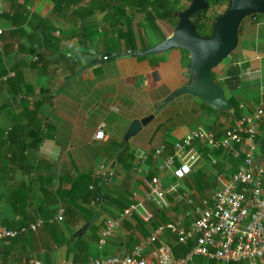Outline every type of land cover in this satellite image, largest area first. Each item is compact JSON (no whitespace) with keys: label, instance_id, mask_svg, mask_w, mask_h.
<instances>
[{"label":"crops","instance_id":"1","mask_svg":"<svg viewBox=\"0 0 264 264\" xmlns=\"http://www.w3.org/2000/svg\"><path fill=\"white\" fill-rule=\"evenodd\" d=\"M132 3L131 6H128L126 0L118 2L113 0H0V29L2 30L0 34V104L12 102L11 109L14 111L13 114L0 113V126L5 125L3 127L10 129L13 123L20 122L22 125H18L16 128L22 127V129L15 130L13 136L18 138L19 134H22L23 139H29L31 135L28 124L33 122L37 124L38 130L40 129L45 135V139L36 147V150L29 148L21 153L23 156L31 150L32 153L39 155L37 158L39 168L36 174L30 167V164L33 165V157L24 160L17 154L21 158L18 157L19 161L17 159L11 163H6L4 157L0 159V171L5 172L4 180L9 182V187L13 189L20 185L21 202L24 203L25 210L29 212L26 214L27 217H32V213L38 212L37 205L43 203V197L47 194L41 189V187L46 188L45 177L48 180L49 175H54V185H60L62 188L69 187V182H59L57 177H62L65 167L69 169L72 164L78 171L97 177L102 175L99 165L106 161L108 164L105 162L106 166L103 171L106 174L109 171L113 174L110 177L106 176L105 182L119 186L125 180L124 174L120 172V164L117 160L115 161V154L118 145L122 141H126L124 137L117 138L125 136L127 130L124 133L122 131L119 137L114 136L108 130L110 122L107 123L95 117L96 109L100 106L98 102H77V96L78 98L84 96L79 94L75 86L78 81L88 83L92 79L96 83L101 82L110 88H115L117 93H122L126 88L135 85V78L138 76L143 78V86L149 88L146 97L151 103V107L145 108L138 114L130 112L122 116V119H129L132 122L134 119L153 114V118L147 123L152 122L153 126L140 135V131L147 124L142 126L132 136L140 135L138 139L130 137L127 140V149L134 155L133 167L136 165L135 155L139 149H149L151 153H154L157 148H161L160 157H164L172 149L171 144L180 140L190 129L209 130L203 123L204 119L201 120L204 113L199 102H193L196 104L195 106L191 105L192 102H181L177 105L168 104V102H161L165 100V95H159L163 86L171 88L168 85V80L173 76L178 77L180 83L177 86L188 82V56L187 65L181 62L182 55L175 56L176 64L180 63V67L176 69L170 68L169 60L158 64L155 58L114 57L111 59H115V72L112 74L110 70L99 75V78L94 77L93 72H98L99 65L109 61L108 59L100 60L101 55L134 50L127 46V42L123 40L118 43L119 45L110 47V50L106 47L105 41L100 44L101 48H97L102 40L101 34L106 37L111 36L109 28H112L113 24L119 26V22L116 23L115 18H107L108 11H125L127 17L123 18V26H130L135 35H137L139 26L147 25L144 14L138 12L140 7L135 3V0ZM93 27L99 28V32L95 38L92 37L89 41L87 35ZM238 35V50L232 53L229 59L218 68L216 78L223 83L222 87L226 96L235 100L242 116H249L257 109L264 94V16L244 20ZM113 36H116V33H113ZM91 48L95 50V54L89 53ZM172 52L174 53L173 49L169 53ZM105 68L108 67L104 66ZM79 73H84V76H79ZM93 92L84 91L81 93L91 96ZM116 100H118V96H116ZM114 103H118L123 109L126 107L122 100ZM32 110L33 112H31ZM112 110L118 111L117 108H112ZM21 112L23 115H19V119L16 116ZM87 116L90 120L86 122ZM100 123H103L107 134L105 141L94 138V133ZM218 123L223 125L220 137L222 138L224 130L232 122L226 115H220ZM183 126L187 127L183 129ZM258 129V141H256L254 155L257 160L261 161L264 159V116L259 121ZM215 131L212 132L217 137L218 131ZM246 144V142L233 144L228 149L230 152L224 149L219 156H214V149H208L204 144L198 142L196 146L202 153V160L193 167L192 172L186 178L179 182V193L167 192L173 182L168 183L169 178L166 176L171 173L169 171L160 172L156 167L159 158L152 156L149 157L144 167L146 173L136 172L133 167L130 169L132 179L128 188L132 192L133 198L137 199V203L143 205L148 219H150L155 203L145 200V191L150 190L146 176L151 173V176H160L161 196L164 206H168L170 211V220L180 218L186 209H192V206L187 203L188 199H193L198 204V198L204 196V194L198 193L192 184L191 186L185 183V180L190 182L191 175L199 172L205 173L208 179L215 176L217 180L215 189L206 192L209 195L214 193L228 183L233 172L243 163L235 162V158L239 151L243 152L245 156ZM9 154L10 152H8V156ZM209 158L212 164L208 163L207 159ZM37 175H39L38 181L41 182L35 184L33 182ZM24 183L27 184L23 185ZM32 187L34 190L29 191ZM47 188L50 190L51 186L48 185ZM241 188L242 186H238V189ZM1 190H3L2 183H0V208H5L10 200L5 198ZM179 194L183 198L179 197ZM60 205V202L57 206L54 202H50L53 215L49 218V222H60L56 219L57 209ZM90 206L94 207V204L91 202ZM100 212V217L94 223L98 227L97 233L104 225L105 219L110 217L104 212ZM5 213L6 216L12 217L14 210L9 209ZM36 214L38 216L35 219H41L43 224L45 215ZM2 217L0 210V221ZM190 220V217L184 218L186 226ZM83 224V221L80 220L70 225L69 230H75L76 233ZM134 226L132 216L124 218L121 226L107 238L103 246H99L98 242H95V245L90 249L92 253L89 259L123 255L128 251L130 253V249L133 247L127 242V237L135 231ZM1 227L4 226L0 223ZM135 233L139 239L143 237L137 231ZM173 240L171 235L164 237V241L167 243H171ZM64 252V248L58 250L50 262L41 258L37 259L47 263L59 260L78 262L74 261L71 255L63 258ZM200 258L204 259L202 264H222L213 259ZM212 260L214 262L210 263ZM194 262L193 264H197ZM258 264H262V262Z\"/></svg>","mask_w":264,"mask_h":264},{"label":"trees","instance_id":"2","mask_svg":"<svg viewBox=\"0 0 264 264\" xmlns=\"http://www.w3.org/2000/svg\"><path fill=\"white\" fill-rule=\"evenodd\" d=\"M113 1L118 2L119 0ZM132 1L133 0H126V4L131 6L133 4ZM190 1L191 0H135V3L140 7L138 12L144 14V19L147 25L159 33V24L162 22L169 25L171 30L174 28L178 21V18L174 13L185 9ZM206 2L208 3L206 9L196 11L189 16V20L195 25L196 33L201 37H211L213 35L215 20L226 12L230 3L229 0H206ZM224 2H226V5L223 8ZM178 4H181V6L177 7ZM107 16L111 19L115 18L116 23L117 21L119 22V26L113 24L112 28H109L112 35L113 33H116L115 42H121L123 40L130 45V48L137 49L133 45L134 39L136 38L133 29L130 26H123V18L127 17L125 11H108ZM258 16H264V14L255 13L251 16L245 17L242 22L246 19ZM241 24L239 26V31L241 29ZM162 26L167 28L165 24ZM98 32L99 28L93 27L88 35L85 32L84 34L87 35V38L90 41L92 37L95 38L97 36ZM164 38L165 37H163V39ZM105 45L110 50V45L108 43H105ZM182 51L188 55L185 50ZM211 77L215 82L222 86L223 83L215 77L213 71H211ZM228 100L234 108V112L232 114L228 111L214 110L200 99V108L204 113L201 120L204 119L203 123L207 129L214 132L217 130V137L219 138L223 132V130H221L223 125L218 123L220 115H226L232 124L242 116L235 100L232 97H229ZM11 106L12 102H3L0 104V113L13 114L14 111L11 109ZM33 110L36 109L33 108ZM33 110L31 112H33ZM19 115H23V113H17L16 117L20 119ZM18 125L22 124L20 122H15L12 124L10 129L3 127L5 125L0 126V159L4 157L6 163H11L13 161H17L20 156L23 157L24 160L33 157V165L30 164V167L33 169V173L36 174L39 168V163H37L39 155H36L34 152L32 153L31 150H36V147H38L40 143H42L43 139H45V135H43L40 129L38 130L37 124L30 122L28 124V127H30L29 134L31 135L29 139H23L22 134H19L18 138H16L13 136L14 131H20L22 129V127L16 128ZM23 125L27 126L26 124ZM256 141H258V136ZM171 145L172 149L168 151V153H172L173 151L174 143ZM127 146L128 141H122V143L118 145L115 154V161L117 160L120 164V172L124 174L125 178L124 182L119 186L112 183H106V176L103 174L98 175L97 177H92L90 173L80 172L74 164L70 165L69 169L65 167L62 177H57L59 182H69V187L62 188L60 185H54V175H49L50 178L48 180L45 177L44 184L46 188L41 187V189L47 194L43 197V203L37 205L38 212H36L38 214L45 215V221L36 231L27 229L20 232V228L22 226L35 221V218L38 215L36 213H32V217L26 216L29 212L25 210V205L21 202L20 185L11 189L9 187V182L4 180L5 172L0 171V183L3 184V190H1V193L5 196V198L7 197L6 199L10 200V203H8L5 208H0L3 216L0 223L7 229L19 231L14 237H5L0 239V264L29 262L34 258H41L44 261L50 262L57 251L61 248L65 249L62 256L63 258L71 255L74 261L81 263L86 262L92 253L90 252V249L95 245V242H98L101 233L100 231L98 233L96 232L98 227L93 224L83 234L74 235L75 230L70 231V225H73L80 220L85 223L92 217L96 210H100L110 217H118L124 208L128 207L130 204L137 203V199L133 198L132 192H130L128 188L132 179L130 169L133 167L132 160L134 155L127 149ZM29 148H31L30 152L22 156L21 153H24L25 150H28ZM223 150L224 149H214L213 155L219 156ZM226 150L230 152V150ZM2 151L4 152L2 153ZM8 152H10L9 156ZM237 155L238 156H236L235 162H243L245 159L243 152L239 151ZM207 161L212 164L210 162V158L207 159ZM151 175L152 173L146 176L148 181L151 179ZM202 176L204 177L202 178ZM36 177L37 178H34L33 183H40L41 181H38L39 175ZM216 182L217 180L215 176L208 179L207 175L202 172L196 174L193 173L191 175L190 182H188L187 179L185 180V183L188 185L192 184L196 188L197 192L204 194V196L209 195L206 192H211L212 189H215ZM26 184L27 183H24L23 185ZM48 185L51 186L50 190L47 188ZM31 190H34L33 187L29 191ZM50 202H54L56 206L60 202V204L64 206L65 212L63 219L60 222H49V218L53 215V209L50 207ZM91 202H94V207L90 206ZM9 209L11 211L14 210V215L12 217L6 216L5 211H8ZM152 211L151 218L146 221H144L138 213H134L132 216L135 223V231L143 237L149 235L160 224L170 221V211L168 210V206L159 207L155 204ZM135 231L127 237V242H129L130 245L132 244L131 247H134L140 240L139 236H136L137 234ZM170 235L174 240L169 243L172 245L173 251L177 256L186 253L193 243V241L187 244L178 243L175 236L170 233H166L165 237ZM131 250L132 248L130 251ZM126 253H129V251ZM203 261V258L196 257L194 263L202 264ZM213 262V260L210 261V263Z\"/></svg>","mask_w":264,"mask_h":264},{"label":"built area","instance_id":"3","mask_svg":"<svg viewBox=\"0 0 264 264\" xmlns=\"http://www.w3.org/2000/svg\"><path fill=\"white\" fill-rule=\"evenodd\" d=\"M2 30L0 29V34ZM89 53L94 54L93 48ZM101 60L108 55H101ZM264 116V94L257 109L249 116H241L224 130V136L217 138L215 134L204 128L190 129L180 140L174 143L172 153L160 157L161 148L154 153L149 149H139L135 155L136 165L133 170L146 173L144 168L149 157L159 158L156 167L160 172L169 171L175 178L167 192H178L179 182L186 178L193 167L202 160V153L196 144L201 142L211 149H229L233 144L245 145V159L233 172L228 183L208 197L198 198V204L188 199L191 210L184 211L180 218L170 220L157 226L149 235L141 238L130 253L90 258L84 263L59 260L47 263L34 258L29 262L16 264H193L196 257L213 259L222 264H264V159L255 158L256 139L259 133L258 124ZM100 124L95 133L96 140L105 141L107 134ZM99 170L105 176L112 172ZM150 190L145 191V200L152 201L159 207L164 206L161 196L162 182L158 175L151 176L148 182ZM238 186H242L238 189ZM179 197H182L179 194ZM183 198V197H182ZM94 204V202H92ZM144 210V212H143ZM65 212L64 206L57 209L56 219L61 221ZM134 213L144 220L148 215L142 204L133 203L124 208L118 217H107L101 227L98 245L103 246L107 238L121 226L122 220ZM191 220L186 226L184 218ZM42 224L36 220L23 226L20 232L30 229L35 231ZM18 230L0 228V238L14 237ZM166 233L175 236L181 244L192 242L189 250L183 255H175L172 246L164 241Z\"/></svg>","mask_w":264,"mask_h":264},{"label":"water","instance_id":"4","mask_svg":"<svg viewBox=\"0 0 264 264\" xmlns=\"http://www.w3.org/2000/svg\"><path fill=\"white\" fill-rule=\"evenodd\" d=\"M226 12L214 22V32L211 37H201L195 31V25L189 16L201 9H206V0H191L188 6L174 14L178 21L171 32L161 41L145 49L125 50L112 53L108 60L119 56L140 57L172 49L185 50L189 55L187 66L188 82L170 93L164 100L168 102L182 94H190L201 99L206 105L217 111L234 112L224 88L211 77V71L238 46L239 26L245 17L255 13L264 14V0H229ZM153 118V114L134 119L124 136L125 140L135 135L142 126ZM96 210L92 217L80 227L75 235L84 233L100 217Z\"/></svg>","mask_w":264,"mask_h":264},{"label":"rangeland","instance_id":"5","mask_svg":"<svg viewBox=\"0 0 264 264\" xmlns=\"http://www.w3.org/2000/svg\"><path fill=\"white\" fill-rule=\"evenodd\" d=\"M226 2H224V6L225 7ZM181 6V4H178L177 7ZM222 8V9H223ZM107 18H109V16H107ZM165 24L167 28H164L162 25ZM242 26V24H241ZM159 28H160V32H156L155 29H153L152 27H150L149 25H141L138 27L137 29V35H135V39L133 42V45L138 48V49H145L148 48L150 46H153L154 44L158 43L159 41H161L163 39V37H166L170 32H171V27L169 25H167L165 22L159 24ZM101 38L102 40L99 42V44L97 45V48H101L100 44L103 43L105 41V43L109 44V47H113V46H117L119 45V41L115 42L116 36H108L106 37L104 34H101ZM127 46H130L127 44ZM239 46V44H238ZM238 46L237 49L235 48L231 53H234L236 50H238ZM174 53H169L171 50L169 51H165V52H160V53H154V54H150V55H144V56H140V57H144V58H155L156 61H158V64H160V62L163 61H168L169 63L168 65H171V69H176L178 67H180V63L178 62L176 64V59L175 56L176 55H182V59L181 62L184 65L188 64V58H187V54L182 51V50H178V49H173ZM99 52V51H98ZM169 53L168 57H166V55ZM95 54V53H94ZM226 57L225 59L222 60L221 64L219 65V67H215L212 69L213 73L215 74L216 77V73L218 72V68H220L222 66L223 63H225L229 57ZM99 56V55H98ZM99 59V58H98ZM101 60V59H100ZM115 64V59H111L109 61H106L104 64L99 65V69L98 72H93L94 73V77L99 78V75H102V73L104 74L106 71H112V74L115 72L114 70V65ZM104 66L108 67L104 69ZM164 72V70H163ZM79 76H84V73L80 74ZM83 80V79H81ZM143 78L138 76V78H135V85L130 86L129 88H126V90L122 93H117V90L115 88H110L108 86H106L105 84L100 83H96V81H92V79H90V81L88 83H84L83 81H78L76 83V88L79 91V94L83 97H76L77 102H98L99 103V107L96 109L95 112V117L96 118H100L105 122H110V126L108 127V130L114 135V136H121V132L126 131L130 125V120L129 119H122L123 115H126L128 113H140V111L144 110L147 107H151V103L147 100L148 98L147 96V91H148V87H144L142 84ZM168 85L171 87L169 88L168 86H163L160 89L159 95H165L166 99L170 93L172 91H174L175 89H177L180 86L179 85V80L177 76H173L171 77L170 80H168ZM74 84V82H73ZM76 90V89H75ZM76 90V92H77ZM89 92V91H94L91 96H86L85 94H82L81 92ZM75 92V93H76ZM116 96H118V100L115 101ZM123 101L126 105L125 109H123L121 107V105H119L118 103H114V102H118V101ZM161 102H164V100H162ZM181 102H192L191 105H196L193 102H199L200 103V99L192 96L190 94H182L179 95L177 97H174L172 100L168 101V104H180ZM163 105V104H162ZM110 107V110H109ZM118 109V111H113V109L115 108ZM159 108V107H158ZM89 117L87 116V120ZM120 120V122H118ZM114 122V123H112ZM89 123V122H88ZM87 123V124H88ZM103 124V123H100ZM153 123H149L147 124L139 133L140 135L144 134L145 131L149 130ZM104 126V125H103ZM126 128L124 130V128ZM185 127L187 126H183L182 128L185 129ZM105 129V127H103ZM122 129V130H121ZM138 135V136H140ZM138 136H134L132 138L134 139H138ZM124 137L121 136L117 139H122ZM181 139V138H180ZM117 141V140H116ZM127 141V140H126ZM130 145V143H129ZM128 147V146H127ZM208 147V146H206ZM209 149V147H208ZM106 161L102 162V164H105ZM108 164V162H106ZM106 166V164H105ZM169 178V182L168 183H174L175 179L171 174H167V176ZM210 191V190H208Z\"/></svg>","mask_w":264,"mask_h":264}]
</instances>
